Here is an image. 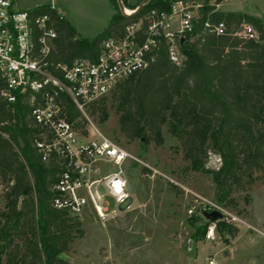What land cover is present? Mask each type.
<instances>
[{
    "label": "trees",
    "instance_id": "1",
    "mask_svg": "<svg viewBox=\"0 0 264 264\" xmlns=\"http://www.w3.org/2000/svg\"><path fill=\"white\" fill-rule=\"evenodd\" d=\"M117 11L116 0H109ZM123 8L129 11L125 0ZM144 0H140V3ZM173 0H149L132 17L115 13L106 29L87 39L78 36L67 20L48 4L36 6L29 14L48 15L55 28L53 50L47 58L49 71L61 80L57 64H72L77 59L94 60L100 44L143 13L168 11ZM204 5L181 47L179 65L169 62L161 51L146 70L130 77L109 94L122 137L131 144L143 139L162 145L161 130L167 126L176 140L190 172L210 177L214 202L239 217L235 195L246 194L264 178V20L243 12H218L223 0H202ZM213 1V2H212ZM223 23L224 34L204 30V23ZM251 26L257 39L237 35L241 26ZM31 92L17 95L13 104L0 97V184L4 188L0 209V264H69L60 255L68 253L74 240L83 237L80 220L51 206L59 170L58 161H41L32 146L37 132L30 117ZM38 98V94H35ZM67 122L83 134L84 120L71 100L57 93ZM104 97L87 108L98 122L107 119ZM210 156L218 167H207ZM174 191L175 186H171ZM205 231L207 222L196 217ZM230 239L237 229L224 220Z\"/></svg>",
    "mask_w": 264,
    "mask_h": 264
},
{
    "label": "built area",
    "instance_id": "2",
    "mask_svg": "<svg viewBox=\"0 0 264 264\" xmlns=\"http://www.w3.org/2000/svg\"><path fill=\"white\" fill-rule=\"evenodd\" d=\"M145 4L143 1L138 6L142 10ZM203 5L202 0H173L168 3V11L152 9L143 13L125 25L120 34L103 40L94 60L57 64L55 69L62 77L59 80L50 73L47 62L56 35L49 16H33L16 8L12 0H0V97L13 104L17 95L32 93L30 117L37 128L32 146L42 162L54 158L59 164L51 188L53 208L64 210L72 217L91 208L101 222L132 209L133 198L127 191L124 164L141 162L114 140L104 137L90 122L87 108L111 94L124 80L148 69L161 51L170 63L179 65L184 59L181 47L193 32ZM125 17L132 16L125 14ZM204 30L218 36L224 34L225 26L206 21ZM237 35L257 39L254 29L247 24L241 26ZM58 92L65 94L81 114L85 134L66 121L57 100ZM107 168L114 171L104 174ZM99 187L114 202V210H108ZM4 191L0 184V198ZM207 204L204 211L219 212L229 224L240 222L220 205ZM215 231L216 222H207L205 240L213 241Z\"/></svg>",
    "mask_w": 264,
    "mask_h": 264
},
{
    "label": "rangeland",
    "instance_id": "3",
    "mask_svg": "<svg viewBox=\"0 0 264 264\" xmlns=\"http://www.w3.org/2000/svg\"><path fill=\"white\" fill-rule=\"evenodd\" d=\"M12 1L23 11L46 3L52 5L79 37L87 39L103 32L111 17L119 12L109 0ZM125 1L131 6L140 4V0ZM221 3V11L243 12L264 20V0H224ZM106 98V121L99 123L97 115H87L104 137L114 140L141 162L124 164L127 191L133 198L132 209L101 222L91 208H86L77 215L83 237L74 240L71 250L60 257L69 264H209L211 261L213 264H264V178L253 183L246 194L234 196L236 209L246 213L245 218L228 210L240 220L231 223L237 229L235 238L230 239L226 228L220 227L213 241L205 240L204 230L199 228L205 223L195 218L201 217L200 212L208 208L207 202L215 203L210 177L189 171L188 162L183 160L178 143L165 125L161 130V146L140 140L127 143L119 132L111 96ZM207 167L217 168L218 159L210 156ZM113 171L111 168L103 170L104 174ZM191 193L207 202L196 199ZM99 194L105 195L103 187H99ZM2 196L0 209L4 203ZM103 200L109 211L115 209L112 199L105 195Z\"/></svg>",
    "mask_w": 264,
    "mask_h": 264
},
{
    "label": "water",
    "instance_id": "4",
    "mask_svg": "<svg viewBox=\"0 0 264 264\" xmlns=\"http://www.w3.org/2000/svg\"><path fill=\"white\" fill-rule=\"evenodd\" d=\"M148 1L149 0H144L145 3L148 2ZM117 5H118V8H119V12L122 15L125 16V14H124V8L122 6L121 0H117ZM140 10H141V7L140 6L136 7L135 10H134V12L132 14H130L129 16L136 15L138 12H140ZM182 42H183V40L181 39L180 40V43H182ZM140 142H143V139H141ZM200 216L205 221L211 222V223L217 222V221H221L222 218H223L222 215L219 212H217V211L206 212V211L202 210L200 212Z\"/></svg>",
    "mask_w": 264,
    "mask_h": 264
},
{
    "label": "crops",
    "instance_id": "5",
    "mask_svg": "<svg viewBox=\"0 0 264 264\" xmlns=\"http://www.w3.org/2000/svg\"><path fill=\"white\" fill-rule=\"evenodd\" d=\"M126 2V1H125ZM222 2H224V0L222 1ZM127 3V2H126ZM47 4V3H46ZM128 4V3H127ZM129 6H131L130 4H128ZM221 5H222V3H220V4H218V5H216V8H215V10L216 11H218V12H227V11H221L220 10V7H221ZM39 6V5H38ZM136 6H138V5H136ZM36 7V6H35ZM228 12H231V11H228ZM62 17V16H61ZM64 18V17H63ZM65 19V18H64Z\"/></svg>",
    "mask_w": 264,
    "mask_h": 264
},
{
    "label": "bare ground",
    "instance_id": "6",
    "mask_svg": "<svg viewBox=\"0 0 264 264\" xmlns=\"http://www.w3.org/2000/svg\"><path fill=\"white\" fill-rule=\"evenodd\" d=\"M124 14H126V15H130V14H132V12L129 11V10H127V9H124Z\"/></svg>",
    "mask_w": 264,
    "mask_h": 264
}]
</instances>
